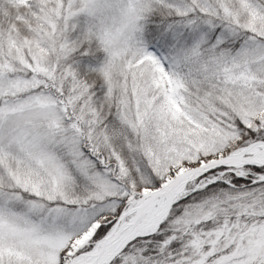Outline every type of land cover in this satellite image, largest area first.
Here are the masks:
<instances>
[{"label":"snow or ice","instance_id":"snow-or-ice-1","mask_svg":"<svg viewBox=\"0 0 264 264\" xmlns=\"http://www.w3.org/2000/svg\"><path fill=\"white\" fill-rule=\"evenodd\" d=\"M0 264H264V0H0Z\"/></svg>","mask_w":264,"mask_h":264}]
</instances>
